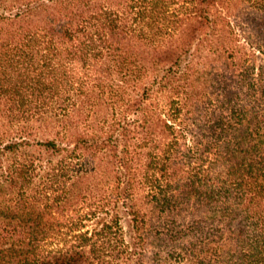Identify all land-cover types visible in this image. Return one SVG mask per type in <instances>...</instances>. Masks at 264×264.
<instances>
[{
	"label": "trees",
	"instance_id": "obj_1",
	"mask_svg": "<svg viewBox=\"0 0 264 264\" xmlns=\"http://www.w3.org/2000/svg\"><path fill=\"white\" fill-rule=\"evenodd\" d=\"M0 264H264V0H0Z\"/></svg>",
	"mask_w": 264,
	"mask_h": 264
},
{
	"label": "rangeland",
	"instance_id": "obj_2",
	"mask_svg": "<svg viewBox=\"0 0 264 264\" xmlns=\"http://www.w3.org/2000/svg\"><path fill=\"white\" fill-rule=\"evenodd\" d=\"M255 71H256V68H255ZM123 225H124V230H125L126 237H129L130 234L132 233L131 232V227L129 225V221L127 219H124Z\"/></svg>",
	"mask_w": 264,
	"mask_h": 264
}]
</instances>
